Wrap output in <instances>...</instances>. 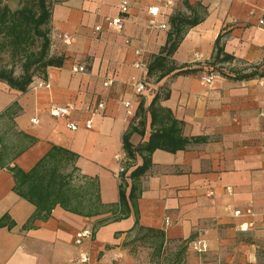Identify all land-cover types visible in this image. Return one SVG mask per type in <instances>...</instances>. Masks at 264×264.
I'll list each match as a JSON object with an SVG mask.
<instances>
[{
	"label": "crops",
	"instance_id": "1",
	"mask_svg": "<svg viewBox=\"0 0 264 264\" xmlns=\"http://www.w3.org/2000/svg\"><path fill=\"white\" fill-rule=\"evenodd\" d=\"M121 1L54 3L49 53L62 57L61 64L47 67L24 91L0 81V264H262L264 76L234 79L233 72L255 66L264 72V0H186L187 5L127 0L128 13L118 28L104 17L116 16ZM154 5L157 22L166 28L148 26L147 7ZM194 8L201 20L186 29L170 56L178 68L160 78L158 72L148 76L170 18L177 12L192 15ZM219 34L230 61L215 58ZM138 58L144 68L134 65ZM77 63H84L85 72L71 71ZM178 69L184 72L173 74ZM41 80L49 87H38ZM141 80L144 89L135 93ZM166 90L159 105L180 122L181 135L204 139L174 152L152 151L135 224L133 212L121 218L116 213L118 173L141 163L138 154L126 158L122 135L143 115L144 135L134 132L130 142L148 139V105ZM98 103L103 106L95 111ZM140 103L144 112L136 116ZM52 105L68 107V113L51 116ZM67 122L79 127L71 130ZM54 146L74 154L72 161L63 155L49 161L60 163L64 173L74 169L77 196L67 207L55 203L42 218L15 190L12 168L28 172ZM83 228L91 235L75 244L74 234ZM193 240L205 242L206 250L192 248ZM80 252L87 253L86 262L75 261Z\"/></svg>",
	"mask_w": 264,
	"mask_h": 264
},
{
	"label": "trees",
	"instance_id": "2",
	"mask_svg": "<svg viewBox=\"0 0 264 264\" xmlns=\"http://www.w3.org/2000/svg\"><path fill=\"white\" fill-rule=\"evenodd\" d=\"M62 0H0V81L11 88L24 91L36 77H43L46 68L60 65L62 57L50 55V16L54 3ZM186 4V0H183ZM195 7L199 12L203 6L197 2ZM198 9L192 15L177 12L170 18V29L164 46L154 56L153 62L147 67V75L159 73L158 78L178 68L170 56L181 41L187 28L201 20ZM221 35L215 39V58L221 61H230L233 57L223 52L220 44ZM221 54V58L219 55ZM214 64V61L211 65ZM234 71V70H231ZM177 70L173 74L183 73ZM223 74V72L219 71ZM254 76H264L258 72L256 66L250 71L239 70L233 72L234 79H249ZM162 93V94H161ZM156 92L152 97L148 111L150 115V133L148 139L133 145L130 142L132 133L143 136L145 132V118L142 115L137 121L131 122L122 135V148L128 160L135 155L141 157V163L135 165L128 173V167H122L118 173V217H125L133 212L137 223V201L142 192V177L151 167V153L160 148L170 152L185 148L191 142H199L204 138L189 139L181 135L180 122L175 119L170 110L159 105L161 98L168 96V91ZM140 103L136 116L143 114ZM65 156V160L72 161L73 153L61 147H52L51 150L28 172H21L12 168L16 186L15 190L32 202L40 217L49 214L50 207L55 203L67 207L77 196V188L72 185L73 171L64 173L60 163H50L55 156ZM72 163V162H71ZM19 176V177H18ZM44 213L40 214L42 207ZM72 208V207H71ZM75 210V209H73ZM76 211V210H75ZM150 233L159 236L160 232L148 229Z\"/></svg>",
	"mask_w": 264,
	"mask_h": 264
},
{
	"label": "built area",
	"instance_id": "3",
	"mask_svg": "<svg viewBox=\"0 0 264 264\" xmlns=\"http://www.w3.org/2000/svg\"><path fill=\"white\" fill-rule=\"evenodd\" d=\"M128 13V1L127 0H122L118 6V14L116 16H105L104 17V21H106L107 23H110L112 24L113 26H116L118 28L121 27L122 23L124 22L125 18H126V15ZM147 13L149 15L148 17V20H147V24L148 26L150 27H154V26H157L159 28H166V24L163 23V22H157L156 20V17L159 13V8L158 6H149L147 7ZM260 22H262V20H260ZM101 28L100 25H97L95 26V30H99ZM62 39L65 41V42H68L69 41V37L68 35L66 34H63L61 35ZM136 54L139 56L140 55V52L139 50L136 51ZM197 55V54H195ZM198 56V55H197ZM134 65L136 67H139V68H144L145 67V63L143 62V60L141 58H138L137 60L134 61ZM71 71L72 72H85L86 70V67L84 65V63H77V64H74L73 66H71ZM201 79L205 82H208L210 83L211 81V78L208 76V75H202L201 76ZM109 84V80H106L103 82V85H108ZM37 86L38 87H49V84L44 81V80H41V81H38L37 82ZM144 86H145V83L143 80L141 81H137L135 84H134V91L135 93H139L141 92L143 89H144ZM130 105V102L129 101H125L124 102V106L125 107H128ZM103 106L102 103H98L97 105V109L98 108H101ZM68 113V107L66 106H50L49 107V114L51 116H54V117H63V116H66V114ZM263 114V113H261ZM33 122H35V119H31ZM67 126L71 129V130H75L79 127V124L76 123V122H67ZM84 127L89 129L91 127V122L90 120H86L84 122ZM118 157V156H117ZM250 210H247V213H249ZM235 214H238L239 211H235L234 212ZM165 223H169V219L168 218H165ZM91 235V230L88 229V228H83V229H80V230H77L74 234V243L75 244H79L83 238L85 237H89ZM191 245H192V248L198 250V251H204L206 250L207 248V245L205 242L201 241V240H193L191 242ZM88 260V255L87 253L85 252H80L76 258H75V261L76 262H86Z\"/></svg>",
	"mask_w": 264,
	"mask_h": 264
},
{
	"label": "rangeland",
	"instance_id": "4",
	"mask_svg": "<svg viewBox=\"0 0 264 264\" xmlns=\"http://www.w3.org/2000/svg\"><path fill=\"white\" fill-rule=\"evenodd\" d=\"M250 70H251V69H250ZM262 264H264V262H263Z\"/></svg>",
	"mask_w": 264,
	"mask_h": 264
}]
</instances>
